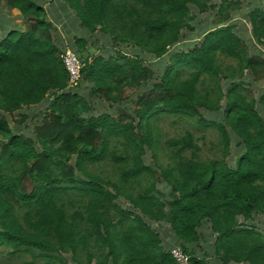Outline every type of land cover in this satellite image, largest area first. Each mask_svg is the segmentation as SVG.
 <instances>
[{"label": "trees", "instance_id": "1", "mask_svg": "<svg viewBox=\"0 0 264 264\" xmlns=\"http://www.w3.org/2000/svg\"><path fill=\"white\" fill-rule=\"evenodd\" d=\"M62 1L63 21L78 26L66 47L44 0H0L24 26L0 33V248L7 260L67 264L69 253L75 264H177L170 253L177 246L187 264H209L199 246L209 224L222 262L264 264L263 235L244 226L253 214L264 217V94L255 98L245 87L264 79V9L248 14L243 37L232 23L238 8L227 0ZM191 8L215 11L211 27L193 34ZM67 47L87 54L72 89L58 58ZM125 90L142 91L134 108L124 103ZM81 91L119 104L116 118L91 115ZM41 106L46 114L31 135L18 134L21 111ZM16 113L20 120L12 121ZM158 115L216 128L222 157L198 158L186 131L167 142L169 164L156 173L142 156L146 148L155 156ZM108 159L118 183L87 167ZM157 222L168 224L172 244L161 245Z\"/></svg>", "mask_w": 264, "mask_h": 264}, {"label": "rangeland", "instance_id": "2", "mask_svg": "<svg viewBox=\"0 0 264 264\" xmlns=\"http://www.w3.org/2000/svg\"><path fill=\"white\" fill-rule=\"evenodd\" d=\"M228 2L235 3L236 8L238 10L234 11L232 23L237 26V33L240 36L246 37L249 36L250 32V24L248 22V14L255 8L264 9V0H227ZM216 4H219L221 0H212ZM43 3V2H42ZM47 10V15L50 21L54 22V26L59 31L60 44L63 46L68 45L69 42H72L73 38L78 35V32L74 29L77 26V23L72 21H63L62 16L64 15V10L62 6L64 2L62 0H44L43 3ZM2 7H0V33L11 27H19L24 29L22 24V18L19 15L18 11L15 9H8L5 6V2L2 3ZM191 12L194 16L193 24L195 25L193 34L196 33L198 26L202 28L211 27L212 22L216 18V12L213 10H208L206 13H198L195 9L191 8ZM104 41H106L104 39ZM104 43V42H103ZM105 44H109L105 43ZM249 44V43H247ZM66 47V46H65ZM68 48V47H67ZM65 48V49H67ZM264 50V47L262 48ZM74 52V51H73ZM75 53V52H74ZM223 60V59H222ZM226 64V63H225ZM248 88V94L253 97H257L259 94H264V79L258 82H254L249 86H245ZM131 92L124 91L122 93V97L124 103H127L132 108H134V101L136 99V95L141 94L142 91H139L135 94H130ZM82 98L85 102L90 106L92 112L90 113L93 116H98V114H108L111 118H116L117 114V106L119 104H114L111 102H107L105 100L98 101L99 98L95 97H87V93L85 91H81ZM126 108V107H125ZM23 115L26 116V119L21 124L17 125V133L21 135H31L33 123H36L40 116L46 114L45 106L41 107H32L29 109H25L21 111ZM17 114V113H16ZM12 117L16 121L20 120V115L17 114ZM204 116L206 113H203ZM209 118V117H208ZM222 120V117L220 118ZM10 121L11 125H15ZM151 124L153 126V135L155 138V156H152L151 150L146 148L145 155L142 156L143 162L146 166L152 168L156 173L158 166L165 168L169 164V147L167 142L170 140L178 139L182 135L186 133V131L191 132L194 138V145L199 148V151L195 152L196 156L202 160L213 159V158H221L222 146L219 142L220 135L216 128L214 127H200L198 125L193 124V122H189L183 118H179L176 116H167V115H158L152 121ZM236 141H232L230 150L228 152V156L225 159H229L230 161L234 157L232 154L237 148H235ZM87 167L90 168L91 172L104 180H109L112 183H118V172L114 170V163L111 159H108L105 163H93L88 162ZM89 171V169H87ZM78 175L83 178L82 173H78ZM157 190L161 188V184H155ZM110 188V187H108ZM135 188V187H133ZM126 193L133 192L131 189L125 188L123 190ZM168 200L167 193L164 194V197L161 198L162 201ZM117 202L123 206H127V201L124 197L118 196ZM238 222H242L241 217H237ZM245 227H253L257 232H260L264 237V217L260 214H253L251 220L244 222ZM155 233L161 239L162 246H168L172 244L174 239V234L170 232V228L167 223L157 222L152 224ZM209 224H204L203 228L200 230V236L202 241L199 243V246L202 248L200 252L206 253V259H209V264H225L222 262L221 253H216L215 248L213 247L215 241V234L209 231ZM177 247V246H175ZM173 247V248H175ZM92 250H96L92 248ZM7 251L5 248H0V263L5 264H20V262L30 260V257H23L22 259L16 258V260L10 259L7 260L6 257ZM64 261L67 264H75L71 258L69 253L63 254ZM220 259V260H219ZM188 260V259H187ZM39 264V263H36ZM91 264H94L92 262ZM178 264V263H177ZM183 264H187V261H184ZM227 264H245V263H234L229 262Z\"/></svg>", "mask_w": 264, "mask_h": 264}, {"label": "built area", "instance_id": "3", "mask_svg": "<svg viewBox=\"0 0 264 264\" xmlns=\"http://www.w3.org/2000/svg\"><path fill=\"white\" fill-rule=\"evenodd\" d=\"M59 58L68 72V88L72 89L76 87L80 79V69L82 67L81 61L76 54L68 49L62 51L59 54ZM170 253L178 264H183L184 261H187V258L179 247L172 248Z\"/></svg>", "mask_w": 264, "mask_h": 264}, {"label": "clouds", "instance_id": "4", "mask_svg": "<svg viewBox=\"0 0 264 264\" xmlns=\"http://www.w3.org/2000/svg\"><path fill=\"white\" fill-rule=\"evenodd\" d=\"M68 50H70V51H72L71 49H69V48H67ZM67 49H63V50H61L59 53H58V58H59V54L62 52V51H65V50H67ZM73 52V51H72ZM74 53V52H73ZM74 54H76V53H74ZM76 56L79 58V60L81 61V59H80V57L76 54ZM81 64H82V67H81V69H80V74L83 72V71H81L82 69H83V63H82V61H81ZM80 80H81V75H80V79H79V81H78V83L80 82ZM77 83V84H78ZM77 86V85H76ZM68 87V86H67ZM70 89V88H69Z\"/></svg>", "mask_w": 264, "mask_h": 264}, {"label": "water", "instance_id": "5", "mask_svg": "<svg viewBox=\"0 0 264 264\" xmlns=\"http://www.w3.org/2000/svg\"><path fill=\"white\" fill-rule=\"evenodd\" d=\"M80 56H81L83 59H85V58L87 57V54H86L85 52H83V53L80 54ZM81 71H83V69H82Z\"/></svg>", "mask_w": 264, "mask_h": 264}]
</instances>
